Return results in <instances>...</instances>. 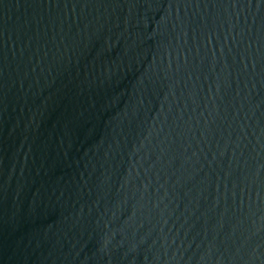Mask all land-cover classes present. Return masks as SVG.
I'll return each instance as SVG.
<instances>
[{"label":"water","instance_id":"water-1","mask_svg":"<svg viewBox=\"0 0 264 264\" xmlns=\"http://www.w3.org/2000/svg\"><path fill=\"white\" fill-rule=\"evenodd\" d=\"M0 264H264V0H0Z\"/></svg>","mask_w":264,"mask_h":264}]
</instances>
